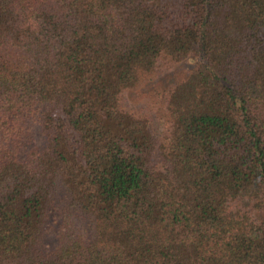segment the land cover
Returning a JSON list of instances; mask_svg holds the SVG:
<instances>
[{
  "label": "trees",
  "instance_id": "1",
  "mask_svg": "<svg viewBox=\"0 0 264 264\" xmlns=\"http://www.w3.org/2000/svg\"><path fill=\"white\" fill-rule=\"evenodd\" d=\"M0 264H264V0H0Z\"/></svg>",
  "mask_w": 264,
  "mask_h": 264
},
{
  "label": "rangeland",
  "instance_id": "2",
  "mask_svg": "<svg viewBox=\"0 0 264 264\" xmlns=\"http://www.w3.org/2000/svg\"><path fill=\"white\" fill-rule=\"evenodd\" d=\"M154 1L164 3V2H169L171 0H154ZM191 65H192V62H189V61L188 62L185 61V62L179 64L174 70H172L173 72L170 71L169 74H166V75L163 76L164 81H167L165 83H170L169 81L175 77V74H176L177 71H179L178 72L179 74L180 73H184L185 70L190 68ZM155 81H157V79ZM154 87H156L155 84L148 83V84L144 85L139 90V92L135 93L132 96L135 98V96L136 97H139V96L141 97L142 95H148L150 93V90L153 89Z\"/></svg>",
  "mask_w": 264,
  "mask_h": 264
}]
</instances>
